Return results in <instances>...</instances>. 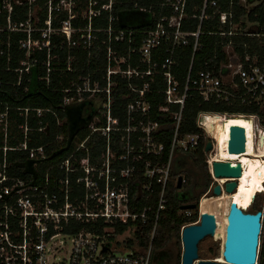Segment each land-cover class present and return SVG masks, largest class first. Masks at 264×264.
<instances>
[{
	"label": "built area",
	"instance_id": "2783aa9c",
	"mask_svg": "<svg viewBox=\"0 0 264 264\" xmlns=\"http://www.w3.org/2000/svg\"><path fill=\"white\" fill-rule=\"evenodd\" d=\"M138 1L135 0L134 9L140 14L151 13V17L149 28L141 31L137 46H133L132 31H119L113 41H126L127 44L126 54L119 55L111 48L112 29L108 26L105 31L107 41L103 43L106 44L103 77L106 86L99 89L95 83L90 87L88 81H85L84 89L76 90V96H65L60 105L61 111L65 112L68 106L82 103L94 105V101L85 99L82 92L105 95L104 99L100 98L103 108L101 115H98L99 112L93 115L98 121H90L87 125L90 131L88 136L75 142L73 152L66 159L47 169L58 168L64 171V179H59L55 185V189L64 193L63 205L60 206L56 194L48 193V174L39 184L36 183L37 174L35 180L31 175L27 179L14 177L8 173L10 164L7 159L8 152H27L28 160L33 161L35 169V162L43 160L46 155L44 146L30 148L29 134L44 133L45 128L40 126L33 129L27 123L30 119L41 123L45 113H52L60 125L58 116L48 109L14 108L18 116L23 118L24 124L18 127L22 142L12 147L8 143L10 108L5 107L4 111H0V264H57L60 260L58 255L64 251L68 264H151L153 238L159 222L166 218V195L171 182L169 174L176 156L195 153L202 139L207 164L211 150L205 152V146L210 143L213 148V139L205 123L208 116H254L260 123L259 114L198 111L194 120L198 132L181 131L185 104L193 96L201 104L239 103L256 106L262 114L264 30L259 23L248 20L246 16L236 21L231 0L227 10H221L220 0H202L198 11L191 16L186 13L187 0H164L158 6L161 9L169 8L170 14H160L156 18L151 12V5L141 7ZM248 1L240 0L241 6L247 11L251 10L248 9ZM111 4L109 0L102 9L110 11ZM91 15L95 14L90 10ZM190 18L196 21V30H182L183 21ZM206 22L218 25L216 32L208 34L218 35L221 40L215 43L210 56L197 57L196 53L201 47L200 36L205 34L202 25ZM45 24L46 28L41 31V42L32 40L29 35L21 42V48L26 51V59L20 64L25 68L15 71L20 75L23 71L27 72L30 52L43 47L46 49L45 79L48 81L50 73L56 72L51 66L55 57L50 52L49 42L50 35L56 31L51 29L49 20ZM70 32L69 22H64L57 34L63 36L69 45H74L70 43ZM240 38H248L250 42ZM86 39L90 45L92 37L87 35ZM251 41L255 43L252 45ZM184 48L190 50L189 63L183 72L177 73L179 50ZM117 78L124 80L126 89L122 120L111 113L112 91L117 86ZM154 95L160 98L156 116L166 114V123L152 119ZM168 122L170 136L166 145L161 142L160 136ZM94 134L104 138L105 145L93 163L86 142ZM55 140L61 144L62 135ZM76 152H82L84 156L77 160ZM71 173L80 174L75 184L83 191L80 203L83 210H77L68 201ZM211 176L214 178L212 173ZM155 187H159V192L154 204L137 208L140 196L147 195L145 200L148 201ZM131 188L135 189L133 197ZM180 212L189 216L191 210ZM70 219L91 225L92 230L82 229L74 234H65L63 226ZM99 221L103 226L98 229L96 224ZM119 226L125 229L118 231ZM144 234L148 236L146 241L142 237ZM61 237L63 240L60 241ZM66 240L69 241L67 251Z\"/></svg>",
	"mask_w": 264,
	"mask_h": 264
},
{
	"label": "trees",
	"instance_id": "16d2710c",
	"mask_svg": "<svg viewBox=\"0 0 264 264\" xmlns=\"http://www.w3.org/2000/svg\"><path fill=\"white\" fill-rule=\"evenodd\" d=\"M111 1V10L108 11L102 9V7L107 5L109 0H0V111H4L5 107L10 108L8 111L10 118V137L8 143L14 147L22 142V134L18 127L24 124V120L18 116L14 108L30 107L48 109L58 116L60 125L56 123L52 113H45L41 119V123H39V120L30 119L27 124L33 129L40 128V126L45 128L44 133H30L28 145L30 148L44 146L45 158L35 162V171L37 174L36 183H41L44 180L45 174H48V193L57 195L60 206L64 203V193L58 188L55 189V185L59 179H64V171L58 170V168H53L49 171L47 169L66 159L73 152L75 142L85 139L90 132L87 127L78 130L72 142L67 145L68 123L66 122L65 112L61 111L60 105L65 96H76V90L84 89L83 85L85 81H88L90 87H93L95 83L98 84L99 89H103L106 86V81L103 78L106 68V44L103 43L107 41V33L105 31L108 26L112 29L111 48L119 55H125L127 51L126 41H113V37L119 31H132V37L134 39L133 46H137L139 38L141 37V31L149 28L148 22L151 13H138L133 7L135 0ZM162 1L164 0H139L138 6L151 5V12L155 18L160 14L169 15V8L161 9L158 6ZM230 2L236 21L246 16L248 20L258 22L259 26L264 30V0L249 11L241 6L240 0H231ZM201 3L202 0H187L186 13L188 16L197 12ZM220 5L221 10H227L229 0H220ZM7 6L10 7L9 11ZM90 10L95 15L89 16ZM126 18L128 19L126 20ZM109 19L111 20L109 21ZM129 19L132 22H129ZM47 20H49L51 29L56 31V33H52L49 37L50 52L55 57L51 61V66L56 72L50 73L49 79L46 81V49L41 47V49H32L27 61L28 70L27 72L23 71L20 75L15 70L24 69L25 67H22L20 63L26 59V51L21 48V42L26 40L27 35L32 40L41 42V31L46 28L45 22ZM64 22H69L71 30L70 43H74V45H69L63 36L57 34V31L62 29ZM196 27V21L191 18L183 21L182 30L194 31ZM217 30L218 25L213 22H206L202 25V31L205 34L200 36L201 47L196 53L197 57H207L213 53L215 43L220 41L221 38L218 35L208 34V32H216ZM87 35L92 37L90 45H88L86 39ZM240 39L249 41L248 38ZM254 43V41H251L252 45ZM189 56L190 50L188 48L179 50L177 73H181L187 68ZM18 79L20 81L17 86ZM65 90H70V92L66 93ZM125 93L124 80L117 78V86L112 91L113 104L111 106V113L121 120L124 113L123 95ZM81 94L84 97L88 95L86 92H82ZM99 96L102 99L105 97L102 93H99ZM159 101V96L154 95L153 105L151 107L152 119L158 120L160 123H166V114H162L159 117L156 116ZM198 111L246 115L259 114L260 117L262 116L256 106L241 105L239 103L232 105L215 103L201 104L193 96L185 104L181 126L182 132H198L194 124ZM101 124L104 125V123ZM60 135L63 137L61 144L55 140ZM169 136L170 124L168 122L160 136L161 142L167 145ZM1 145L2 140L0 137V147ZM86 145L89 148L90 157L94 163L93 159L104 148V138L94 134L86 142ZM83 156L84 154L82 152H76L77 160ZM191 156L193 162L196 165H201L207 172L202 139L197 151L191 154ZM244 157L257 158L264 162L260 157L251 155H237L234 153L227 155V158L233 160ZM7 159L10 164L8 168L10 175L24 179L29 178V174H25L23 169L19 167V165L25 164L28 161L29 156L27 152H8ZM180 165L178 163V168H173L169 174L171 182L168 185L166 195L168 199L166 218L158 224V230L153 238V253L163 249L174 238L179 241L181 228L197 221V209L191 210L189 216H185L183 213L180 215L181 204L193 198L192 190L196 186L188 175L184 178L180 176L181 174L177 171ZM72 166H74L73 163ZM78 175L80 174L71 173L69 175L70 192L68 201L77 207V210H83L80 208V203L83 200V191L80 186H76L75 184V179ZM179 176L181 177V190L177 188V179ZM207 176L203 184V192H206L211 185V179L209 175ZM130 192L133 197L135 189L131 188ZM158 192L159 187H155L154 193L149 197L148 201L145 200L147 195L142 194L138 200L137 208H142L147 204L153 205ZM181 193L185 194V196L182 197ZM254 203L252 207L254 212L263 210V218L261 221L263 241L258 264H264V202H262L260 197H257ZM96 225L98 229L103 226L100 221ZM82 229L92 230V226L80 224L74 219H70L69 223L63 226V232L65 234H74ZM124 229L125 227H118V231H123ZM142 237L145 241L148 239V236L145 234ZM176 264H180L179 258Z\"/></svg>",
	"mask_w": 264,
	"mask_h": 264
},
{
	"label": "water",
	"instance_id": "95a60500",
	"mask_svg": "<svg viewBox=\"0 0 264 264\" xmlns=\"http://www.w3.org/2000/svg\"><path fill=\"white\" fill-rule=\"evenodd\" d=\"M85 103L68 106L65 108L66 122L68 123V138L69 145L75 133L85 128L90 122V116L83 119L80 109ZM82 120L84 122H82ZM82 122L83 125L78 126ZM249 148V137L247 129L239 125H230L227 127V136L225 151L228 154H243ZM212 145L207 143L205 152H209ZM25 174L36 178V171L33 168V161L28 160L25 164L19 165ZM212 174L214 178L237 179L241 176V165L234 166L227 161H215L212 163ZM34 183V181H33ZM181 187V177L177 179V188ZM226 193H232L236 189V181H229L223 186ZM212 196L221 195L222 189L219 183L212 186ZM208 194V193H207ZM206 194V195H207ZM198 210V205L193 203L183 204L180 210ZM263 218V210L244 213L234 205H230L226 216L227 224L225 227V237L221 255L224 263L214 260H204L198 258V243L205 237H211L213 229L210 226L203 224H188L182 227L180 231L181 241V258L180 264H255L257 258V246L261 229V220ZM259 255V253H258ZM197 260V261H196ZM258 264V260L257 263Z\"/></svg>",
	"mask_w": 264,
	"mask_h": 264
},
{
	"label": "bare ground",
	"instance_id": "6f19581e",
	"mask_svg": "<svg viewBox=\"0 0 264 264\" xmlns=\"http://www.w3.org/2000/svg\"><path fill=\"white\" fill-rule=\"evenodd\" d=\"M205 123L213 139V148L207 157L209 171L212 173L211 166L215 161H227L231 163L232 166L237 163L241 165L242 173L237 179L213 178L222 188V193L217 196V200L204 204L202 208L201 202L198 204V210L200 209V220L195 224L210 226L213 229L211 237H217L220 221L222 216H224L225 225L220 232L222 237H225V227L227 224L226 216L230 205L238 207L244 213H250L247 212V210L252 207L251 203L253 196L257 195L259 187L264 189V184H262L264 182V164L262 160L252 157H244L237 160L227 158L228 153L225 151L227 127L230 125H244V128H246L248 132L249 148L243 154L260 158L264 151H262V154H259L255 144L260 149L264 148L263 139L258 143V139L264 137V129L258 125L257 119L254 116H208ZM229 181H236V189L232 193H226L223 188L224 184ZM239 200L242 208L239 206ZM216 262L224 263L222 255Z\"/></svg>",
	"mask_w": 264,
	"mask_h": 264
},
{
	"label": "rangeland",
	"instance_id": "374dc122",
	"mask_svg": "<svg viewBox=\"0 0 264 264\" xmlns=\"http://www.w3.org/2000/svg\"><path fill=\"white\" fill-rule=\"evenodd\" d=\"M260 1L261 0H253L251 3L248 4V9H252L253 8L252 5H254L256 3H260ZM7 8L9 11L10 7L7 6ZM127 19L128 18H126V20ZM128 21L132 22L131 19H129ZM85 99H87V100L91 99L92 102L94 101L93 102L94 105L90 106L88 104L90 106V108L91 107L96 108L95 109L96 111L93 114H91V116H90V121L97 122L98 120H95V117H93V115L98 114V112H99L98 115H101L100 113L102 112L103 108L100 104V97L97 95L91 94V95H87L85 97ZM87 115H88L87 113H83L82 118L86 119L87 117H89ZM263 124H264V110L262 111V116L260 117V123H258V125L264 128ZM87 125L88 124H86L85 127H87ZM262 139L264 141V137H262L261 139H258V143L261 142ZM62 142H63V140H62ZM255 146H256L257 152L259 154H262L263 153L262 151H264V148L260 149L256 144H255ZM261 158L264 159V153H263ZM178 163L181 164L179 166V169L177 170L178 173L181 174L180 176L182 178H184L186 175H188L189 177H191L193 183L196 185L192 190L193 198L190 201L182 203L181 205L188 204V203L195 204V202H197V204H199V202H201V208H202L204 204H206L208 202L215 201L218 199V197L212 196L211 192L208 193L209 188L213 185V182L215 180H213V178L211 176V172L209 171L207 164H206V167H207V172H206L201 165H196L193 162V158L191 155H183V154L176 156V158L174 159V164H173L174 169L177 167ZM263 164H264V162H263ZM207 175H209V178L211 179V185L206 190V192H203V184L205 183V180L208 177ZM262 184H264V182ZM260 190L263 191L264 189L262 187H259L258 192ZM257 197H260L262 202H264V193L258 194L256 196V199H257ZM247 212H250V213L254 212L253 208L250 207L247 210ZM180 215H182V212H180ZM199 220H200V209L197 210V221H199ZM224 225H225V217L222 216L217 237H213V238L212 237H205L203 240H201L198 243L197 247H198V258L199 259L214 260V261L216 260L217 261V259L221 256L224 237H222L220 231L223 230ZM59 240L60 241L63 240L62 237ZM262 241H263V234L260 235V246H259V251H258V253H259L258 259L260 256V249H261ZM66 245H67L66 246V251H67L69 249V241H67V240H66ZM181 252H182L181 241H180V239H179V241H177V239L174 238L163 249L158 250L152 254V259H153L152 262H153V264H157V263L176 264L177 259L181 258ZM58 257L60 258V260L57 261V264H60V262H62V264H68L67 263V255H66L65 251L63 254L58 255Z\"/></svg>",
	"mask_w": 264,
	"mask_h": 264
},
{
	"label": "flooded vegetation",
	"instance_id": "af4514ba",
	"mask_svg": "<svg viewBox=\"0 0 264 264\" xmlns=\"http://www.w3.org/2000/svg\"><path fill=\"white\" fill-rule=\"evenodd\" d=\"M94 110H95L94 107H91V108H90V106H89L87 103H85V105L80 109L81 116H82L83 113H87V114H88L87 116H91V114L94 112ZM82 122H84V121L82 120ZM82 122H79V123H78V126L83 125ZM213 184H216L215 181L213 182ZM236 192H237V191H236ZM181 194H182V197L185 196V194H183V193H181ZM199 203H200V202H199ZM239 206L241 207V205H240V200H239ZM152 260H153V259H152ZM152 260H151V264H153ZM157 264H161V263H157Z\"/></svg>",
	"mask_w": 264,
	"mask_h": 264
},
{
	"label": "clouds",
	"instance_id": "9594fccd",
	"mask_svg": "<svg viewBox=\"0 0 264 264\" xmlns=\"http://www.w3.org/2000/svg\"><path fill=\"white\" fill-rule=\"evenodd\" d=\"M261 193H264V190H263V192H262V191H261V192H258L257 195H258V194H261ZM257 195H256V196H257ZM256 196L254 195L253 198H252V203H251L252 207H253V204H254V201H255ZM197 205H198V204H197ZM260 223H261V222H260ZM181 229H182V228H181ZM260 231H261V229H260ZM258 241H259V239H258ZM258 251H259V250H258V246H257V260H258ZM257 260H256V263H257ZM196 261H197V260H196Z\"/></svg>",
	"mask_w": 264,
	"mask_h": 264
},
{
	"label": "crops",
	"instance_id": "0c3cea01",
	"mask_svg": "<svg viewBox=\"0 0 264 264\" xmlns=\"http://www.w3.org/2000/svg\"><path fill=\"white\" fill-rule=\"evenodd\" d=\"M252 1H253V0H249L248 3H247V5H248L249 3H251ZM261 1H263V0H261Z\"/></svg>",
	"mask_w": 264,
	"mask_h": 264
}]
</instances>
